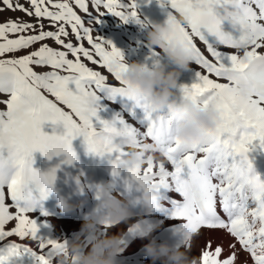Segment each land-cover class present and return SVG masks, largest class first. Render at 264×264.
<instances>
[{
	"label": "snow or ice",
	"instance_id": "snow-or-ice-1",
	"mask_svg": "<svg viewBox=\"0 0 264 264\" xmlns=\"http://www.w3.org/2000/svg\"><path fill=\"white\" fill-rule=\"evenodd\" d=\"M26 3L28 7L19 0H0V12L20 11L29 18L35 17L39 24L37 28L33 22L21 19L0 22V56L27 50L39 42V47L24 55L0 59V93L8 96L3 101L6 110H0V241L12 236L21 240L30 237L38 241L39 252L18 243H6L0 246V264H11L13 258L24 254L31 256L34 264H50L66 245L67 241L37 235V224L30 213L52 191L56 168L43 173L35 170L32 153L39 151L49 160L63 155L62 163L72 164L76 159L72 140L76 137L83 138L88 153L116 154L111 176L114 182L122 180L127 191L133 187L139 190V169L130 167L126 170L128 175L121 178L118 167L127 154L128 138L136 146L146 141L159 146L171 170L165 163L154 166L149 157L144 161L143 175L156 192L171 185L183 197L182 203L172 201L171 215L186 221L179 228L193 234L201 228L224 230L250 254L252 264H264V180L255 173L247 155L253 141L259 140L264 147V53L258 51L264 48V0H157L161 7L170 6L187 16V25H176L170 39L188 49L192 62L202 70H196V80L190 86L179 85L181 98L192 99L205 108L211 106L220 114L216 127L205 133L204 142L193 144L186 151L172 138L175 113L155 112L122 79L120 73L125 66L120 50L110 41L94 38L93 29L87 26L98 23L104 14H111L122 23H142L136 0L127 4L121 0H91L94 9L102 6L106 10L96 16L89 12L86 0ZM74 9L83 12L87 20ZM223 9L231 14V31L224 30L223 20L213 19ZM44 19L54 30H44ZM69 36L74 37L75 44L67 39ZM197 39L205 45L207 57L195 43ZM46 40H52L58 48L43 43ZM82 41L89 47H84ZM218 45L243 49L242 55L222 52ZM84 60L106 69L118 84L109 85L107 77L87 67ZM229 71L238 78L227 76ZM219 79L227 83L217 82ZM241 85L244 96L238 93ZM101 93L108 99L121 97L130 102V116L139 109L143 130L120 115L101 119L97 103ZM46 122L62 126L63 133L46 134L42 131ZM95 198L99 199L96 195ZM13 221L14 227L6 231L5 226ZM135 230L136 225L128 228L129 232ZM211 243L206 242L199 264H234L238 251L235 243L229 244L230 254L224 259H220L223 247L209 251Z\"/></svg>",
	"mask_w": 264,
	"mask_h": 264
},
{
	"label": "clouds",
	"instance_id": "clouds-1",
	"mask_svg": "<svg viewBox=\"0 0 264 264\" xmlns=\"http://www.w3.org/2000/svg\"><path fill=\"white\" fill-rule=\"evenodd\" d=\"M213 19L232 23L228 9L219 11ZM187 23V16L180 14L176 16L171 11H168L167 19L163 23L154 22L149 25L147 21L143 22L141 26L146 31L145 47L149 53L162 56L164 63L154 60L151 66H148L139 62L122 61L125 67L120 73L122 79L140 93L155 112L161 113L167 109L175 113L172 138L178 141L181 150L185 151L193 144L203 143L205 133L214 129L220 119L219 112L213 107L205 108L192 99L180 97L178 100L172 91L179 87L178 78L182 71L189 69L192 60L191 52L181 43L170 39V36L176 25L186 26ZM240 51L243 52V49ZM169 65L173 67L169 69ZM226 75L238 78L236 73L230 71ZM238 93L241 96L246 95L242 85L238 87ZM127 144V154L119 162L118 167L124 171L130 167L139 169L137 187L141 195L121 198L114 194L111 183L91 185L95 195L99 197L98 204L84 217L79 234L68 240L64 248L57 253L55 264H118L117 256L127 246L125 234L110 235L109 228L105 225L118 227L129 224L135 215L133 209L137 206L145 215H150L155 209L157 192L151 181L146 180L143 175L144 161L151 157L154 166L164 163L159 158L163 157V149L148 142L136 146L131 138H128ZM70 179L77 189L89 187L82 174L71 176ZM59 206L64 213H70L76 207L66 199H60ZM158 227L159 223L138 222L133 234L137 238H149ZM175 234L178 242L172 245L166 242L157 244L154 239H150L143 246L144 256L153 264L156 261H160V264H197L196 258H190L188 255L193 233L178 228ZM50 264H53V260Z\"/></svg>",
	"mask_w": 264,
	"mask_h": 264
},
{
	"label": "rangeland",
	"instance_id": "rangeland-1",
	"mask_svg": "<svg viewBox=\"0 0 264 264\" xmlns=\"http://www.w3.org/2000/svg\"><path fill=\"white\" fill-rule=\"evenodd\" d=\"M15 2V0H14ZM71 3L72 0H69ZM123 4L130 3L131 0H121ZM19 3L24 4L25 7L29 5L26 3V0H19ZM86 3L89 7V12L92 13L93 16L97 15V12H105L106 10L103 9L101 6L99 9H94L91 4V0H86ZM137 4V13L141 20V22L147 21L149 25L154 22L163 23L167 19L168 11L173 12L174 15L179 16L174 9L167 7H161L160 4L157 3V0H136ZM84 18L87 20V16L81 12L79 9H74ZM119 10V9H118ZM12 19V20H24V21H31L36 24V27H39V24L36 22L35 17H27L24 13L20 11H10L5 10L0 12V22L5 20ZM98 23L95 25H87L93 29L92 35L94 38L99 37L104 41H110L113 46H115L118 50H120L123 61L127 63L131 62H139L151 66L154 60H160L161 63H164L162 56H153L152 53H149L148 49L145 47L146 44V31L141 26L142 23H135L133 21H129L127 23H122L119 21V18L111 15V14H104L98 18ZM44 24V30H54L50 27L49 21L44 19L41 21ZM223 28L225 31H231V26L227 21L223 22ZM27 34H34V33H25ZM234 35L237 33L233 32ZM9 38H15L10 36ZM74 44L76 43L74 37L69 36L67 38ZM211 39V38H210ZM43 43H47L54 48H58L54 44L52 40H46ZM84 47H89L86 41H82ZM198 48L201 52L207 57L208 53L206 52L205 45L200 42L198 39L195 41ZM39 47V42L33 46H30L27 50L18 51L14 54H5L4 56H0V59H9L13 57H19L21 55L26 54V52H30L35 50ZM107 47V46H106ZM218 50L229 53V54H240L242 55V51H238L237 49L220 46L218 45ZM62 50V49H58ZM110 50V48H109ZM259 52L264 53V48L258 49ZM70 59L72 57L69 55ZM87 67L92 70L99 71L101 74L107 77V83L109 85H117L118 82L109 74L106 69L100 67L98 64H92L86 60L83 61ZM171 65L168 66L170 69ZM50 69H43L38 71H48ZM196 70H201L197 65L193 62L190 63V67L188 70H184L181 72V75L178 78V85H191L196 80ZM202 71V70H201ZM60 74H66L61 72ZM216 79L215 77H212ZM217 82L220 83H227V81L223 79H219ZM69 87H73L69 85ZM176 94V98L179 100L181 97L179 87L177 89L172 90ZM48 99L55 101V98L51 95L45 93ZM100 99L98 100V115L103 120H111L115 116L120 115L129 120L134 126L141 128L142 120V112L139 109L135 110V115L130 116L128 107L129 103L124 98L116 97L115 99H108L104 93L100 94ZM8 96L5 93H0V110H6V104L3 101L7 100ZM59 107H61L64 111L70 112V110L62 105L59 102H56ZM167 109L163 110V112L159 114H166ZM153 115H156L154 113ZM75 118V117H74ZM141 125V126H140ZM141 130H143L141 128ZM42 131L46 134H53V131L57 135L63 133V128L60 125H52L50 122H46L42 126ZM150 142V141H146ZM249 151L252 153L253 157L256 159V167L263 166L264 160V149L261 147V143L259 140L253 141L252 144L249 146ZM260 147V150L258 149ZM72 148L76 154V159L73 161L72 164H64L62 161L64 160V156H53L52 159H48L47 157L43 156L39 151L32 153V167L39 171V172H47L52 168H56V179L52 186V191L49 193L48 197L42 201H40L39 206L34 208L30 213L31 218H33L37 224L38 232L37 235L42 239H51L57 241H68L71 240L75 235L79 234L81 226L83 224L84 217L91 212L96 205L98 204V200L95 198V193L92 188L88 187L86 189H77L76 186L73 184L72 180L70 179L71 176H75L78 174H82L83 179L88 182L89 186L98 183H111L114 189V194H118L121 198V189L123 187L122 180L113 181V177L111 176V168H112V161L115 159V153L113 154H105L103 156L93 155L91 153L86 152L85 145L83 144L82 137H76L72 140ZM165 163V167L168 170H171L170 164L166 166V159L164 157H159ZM146 167V164L144 165ZM156 169L154 168V171ZM128 174L126 171L121 170V178L126 177ZM262 180H264V175H261ZM6 194V201L8 200L7 197V189L6 187L3 189ZM131 191L140 192L135 187ZM164 188H161L157 195L162 194ZM169 191L173 192L178 198L183 199V197L174 190V187L171 186ZM60 199H66L69 203L76 206L74 210L70 213H64L61 211L59 206ZM43 210V213L41 211ZM86 211V214H85ZM155 215L151 213L150 215L145 214H135L132 219L129 221L127 225H119L121 228L120 233H126L128 231V227L131 225H136L138 222H142L145 220L153 221L155 220ZM182 220V219H181ZM159 219L157 220V222ZM77 222L81 225L75 227L74 225ZM156 222V223H157ZM161 223V220H160ZM44 226V227H43ZM165 226V225H164ZM14 227V221L9 222L5 226V230H11ZM77 228V229H76ZM113 227L108 229V234ZM126 237V235H125ZM128 242V238L126 239ZM18 243L22 246H28L33 248V250L39 252L38 248V241H33L30 237H26L23 240L16 236H12L10 238H5L4 241H0V246L6 243ZM125 250V249H124ZM143 247L138 250V254L141 253ZM124 251L121 252L117 256L118 264H128V261L137 260L138 254L133 252L134 254L131 256L123 255ZM53 264H55V257H53ZM11 264H34L33 258L27 254L19 258H13Z\"/></svg>",
	"mask_w": 264,
	"mask_h": 264
},
{
	"label": "bare ground",
	"instance_id": "bare-ground-1",
	"mask_svg": "<svg viewBox=\"0 0 264 264\" xmlns=\"http://www.w3.org/2000/svg\"><path fill=\"white\" fill-rule=\"evenodd\" d=\"M142 121V120H141ZM142 125V123H140ZM140 125V126H141ZM260 150V147H258ZM264 149V147H263ZM250 162L253 165V169L255 173L260 177L262 180V174L264 175V167H256V159L253 157L252 153L248 151L247 153ZM159 156V154H157ZM162 157V156H159ZM169 163L166 162V166ZM264 164V160H263ZM171 187V185H170ZM169 188L164 189L163 193L160 195H157V204L159 205V208L153 209L152 213L155 215V220L149 221L145 220L142 221L143 223H156L157 220L159 221V227L152 232L151 236L149 238H137L133 233L134 232H129L127 231L126 239L128 238L127 246L124 250L123 255H127L128 257L133 255L136 251L138 254V250L142 248L145 244L149 242L150 239H154L157 244L159 243H168L169 245L176 244L178 242L177 236H176V229L180 227L181 224L185 223L186 221L174 218L171 215L172 212V201H176L178 203H182L183 199L178 198L173 192L169 191ZM121 196L122 198L128 197V198H134V197H139L141 195L140 192H134V191H127L124 190L123 188L121 189ZM135 214H144L139 207L137 206L136 208L133 209ZM219 211V208H218ZM86 214V211H85ZM223 216V213H220ZM161 220V223H160ZM81 224V223H80ZM78 222L75 227H78L80 225ZM165 225V226H164ZM81 226V225H80ZM131 226V225H130ZM129 226V227H130ZM44 227V226H43ZM128 227V228H129ZM77 229V228H76ZM121 228L120 226L118 227H113L110 230V235H117L120 234ZM208 240H211V248H209V251H214L215 247L217 246H222L224 251L222 253V256L220 259L227 258L229 253V244L230 243H235L236 244V249L237 251V259L235 260L234 264H252L250 254L246 253L243 249L240 248V245L238 242L234 241V238H232L226 231L224 230H208L206 228H201L198 229L197 233L193 234V238L191 240L190 244V250L188 251V255L190 258H196L199 264V257L201 255L202 249L205 248L206 242ZM138 259L134 261H128V264H153V262L144 256L143 250L141 253L138 254ZM155 264H160V261H156Z\"/></svg>",
	"mask_w": 264,
	"mask_h": 264
}]
</instances>
